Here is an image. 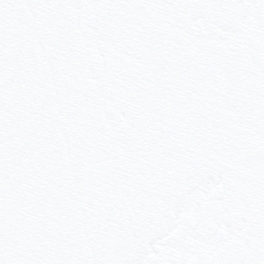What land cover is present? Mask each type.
<instances>
[{
  "label": "snow or ice",
  "instance_id": "obj_1",
  "mask_svg": "<svg viewBox=\"0 0 264 264\" xmlns=\"http://www.w3.org/2000/svg\"><path fill=\"white\" fill-rule=\"evenodd\" d=\"M0 264H264V0H0Z\"/></svg>",
  "mask_w": 264,
  "mask_h": 264
}]
</instances>
